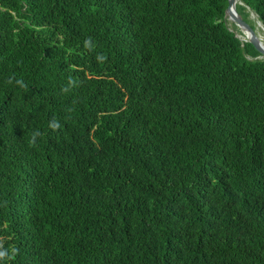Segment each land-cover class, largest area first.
<instances>
[{"label": "trees", "instance_id": "obj_1", "mask_svg": "<svg viewBox=\"0 0 264 264\" xmlns=\"http://www.w3.org/2000/svg\"><path fill=\"white\" fill-rule=\"evenodd\" d=\"M227 8L0 0V264H264V59Z\"/></svg>", "mask_w": 264, "mask_h": 264}, {"label": "water", "instance_id": "obj_2", "mask_svg": "<svg viewBox=\"0 0 264 264\" xmlns=\"http://www.w3.org/2000/svg\"><path fill=\"white\" fill-rule=\"evenodd\" d=\"M246 10H250V8L243 0H228L226 17L228 18V14L232 11L236 13L237 22L234 21V23H236L237 27L242 31L246 41H248L257 51L258 56L256 59H264V42H259V35L251 24V19H254V16H256L255 20L258 19L257 15L252 13L249 17L246 14ZM256 24L258 27L260 26L264 29V26L259 20L256 21Z\"/></svg>", "mask_w": 264, "mask_h": 264}, {"label": "bare ground", "instance_id": "obj_3", "mask_svg": "<svg viewBox=\"0 0 264 264\" xmlns=\"http://www.w3.org/2000/svg\"><path fill=\"white\" fill-rule=\"evenodd\" d=\"M228 17L230 18V19H228L230 22H234V21L237 22V16H236V13L234 11L230 12L228 14ZM259 28H261V27L259 26ZM261 29L264 30L263 28H261ZM259 42H264L262 36H259Z\"/></svg>", "mask_w": 264, "mask_h": 264}, {"label": "clouds", "instance_id": "obj_4", "mask_svg": "<svg viewBox=\"0 0 264 264\" xmlns=\"http://www.w3.org/2000/svg\"><path fill=\"white\" fill-rule=\"evenodd\" d=\"M90 43V39H89V41H86L85 42V44H86V46H88V44ZM98 59H100L99 57H98ZM17 83H21L20 81H17ZM53 127H59V125L58 124H54V125H52ZM36 135H38V133H34L33 134V142L35 141V136ZM5 255V253L4 252H0V257H3Z\"/></svg>", "mask_w": 264, "mask_h": 264}, {"label": "rangeland", "instance_id": "obj_5", "mask_svg": "<svg viewBox=\"0 0 264 264\" xmlns=\"http://www.w3.org/2000/svg\"><path fill=\"white\" fill-rule=\"evenodd\" d=\"M253 18H254V17H253ZM228 19H229V17H228ZM254 20H255V18H254ZM256 20H257V19H256ZM232 23H234V22H231V24H232ZM231 24H230V25H231ZM234 24H236V23H234ZM257 29H258V30H257L258 35H259V36H262V38H263V40H264V30H262V29L259 28L258 26H257ZM260 30H261L262 32H261Z\"/></svg>", "mask_w": 264, "mask_h": 264}]
</instances>
